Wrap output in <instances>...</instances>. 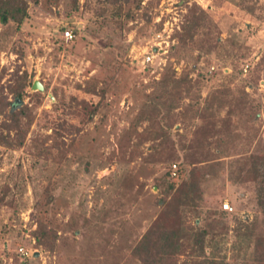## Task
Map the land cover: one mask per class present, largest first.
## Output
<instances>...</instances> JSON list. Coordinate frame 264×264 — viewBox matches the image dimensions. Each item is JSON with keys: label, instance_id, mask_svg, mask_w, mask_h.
Segmentation results:
<instances>
[{"label": "rangeland", "instance_id": "obj_1", "mask_svg": "<svg viewBox=\"0 0 264 264\" xmlns=\"http://www.w3.org/2000/svg\"><path fill=\"white\" fill-rule=\"evenodd\" d=\"M27 1L37 13L32 24L23 27V32L30 34L25 36L30 42L25 46L26 61L13 52L15 39L6 38L0 24V74L4 68L9 69L2 83L6 84L18 66H22L23 70L35 71V82L42 84L44 80L50 88L43 105L35 111L39 122L33 124L25 145L16 151H6L0 143V191L5 183L14 186L20 178V161L27 159L23 171L25 178L29 177L26 193L20 198L16 196L20 215L14 218V212L7 206L0 211V235L10 224L13 229L0 239V264H143L133 256L132 250L166 205L163 189L155 183L168 167L155 160L154 154L161 149L153 146L158 143L139 141L138 145L126 138V132L141 106L151 100L150 95L163 73L176 68L180 77L189 66H194L190 57L179 59L184 54L201 56L198 71L204 67L206 58L211 61L208 70L212 80L202 83L201 113L196 119L189 115L187 127L176 126L180 132L188 133L185 142L189 148L186 153L177 152L174 160L186 162L188 178L196 166L209 176L200 179L202 205L224 209L228 203L243 219L254 220L255 186L250 181H236L234 175H238L237 165L246 164L251 154L264 146V0H157L151 24L142 17L145 8L138 10L137 3L131 0L126 8L132 9L136 16L124 23L123 28L112 23H96L99 19L96 11L103 6L110 10L108 4L102 6L97 0H81L82 5L87 2L88 6L84 7V13L78 14H69L63 3L57 6L51 0H42L37 6L33 0ZM152 1L145 0L143 7ZM195 5L203 9L214 5L225 12L220 23L221 38L232 37L243 45L226 64L214 54L204 55L208 54L205 53L208 42H201L199 49H195L183 46L176 37L185 32V16ZM66 30L74 31L75 42L65 43L62 37ZM111 48L116 49L115 53L110 54ZM117 53H126L125 61L131 65H120ZM192 76L197 77L195 73ZM108 88L106 102L112 108L107 111L106 127L101 125L100 131L94 129L105 117L102 112L79 135L77 145L74 144L77 153L70 154L59 167L50 159L33 169L27 153L33 150L35 138L39 134L52 135V130L40 125L52 119V116L46 118L47 112L52 115L54 105L61 101L74 107H83L84 101L89 100L96 103L97 99L92 97ZM225 91L231 97L224 96ZM29 93H35L33 87ZM196 99L198 94L193 92L190 100ZM29 101L27 97L23 104ZM194 108L192 115L198 107ZM3 121L4 117L0 116V124ZM2 134L6 135L7 130L0 129ZM71 138L67 136V142ZM53 142L52 139L47 146ZM87 151H91L90 156L82 154ZM52 152L57 154L56 149ZM46 168L50 171L46 172ZM31 176L36 180L32 181ZM47 187L54 196L51 205L46 204V194L36 195ZM16 192L13 190V194L20 196ZM40 211H49L54 226L59 229L61 239L55 254L36 249L30 235L37 229ZM16 239L24 241V245L16 247ZM20 248L29 251L30 256H19ZM230 248L228 244L224 253L230 254ZM10 253L17 255L9 257Z\"/></svg>", "mask_w": 264, "mask_h": 264}, {"label": "trees", "instance_id": "obj_2", "mask_svg": "<svg viewBox=\"0 0 264 264\" xmlns=\"http://www.w3.org/2000/svg\"><path fill=\"white\" fill-rule=\"evenodd\" d=\"M33 1L38 6L42 0ZM51 1L57 6L63 3L69 14H78L84 10V7L88 6L87 2L82 5L81 0ZM97 1L102 6L108 4L110 10L103 6L96 11L95 14L99 17L96 23L98 21L102 24L112 23L123 28L124 23L135 19V12L126 8L131 0ZM144 1L134 0L138 10L145 8L142 17L151 24L153 22L152 11L157 0H151L152 2L147 7H143ZM48 3L50 4V2ZM36 13L35 8H31L27 0H0V24L4 29V35L8 39H15L12 46L13 52L18 55L19 59L25 61L27 59L25 46H28L30 42L25 37L29 33L26 35L23 32V27L27 23L32 24ZM224 16L225 12L219 11L214 5H210L208 9L195 5L190 8L185 16L186 20L183 24L185 32L178 33L176 37L182 40L183 46H191L195 49H199L201 42L210 43V45L207 43L208 51L205 52L208 54L204 55L214 54L219 61L226 64L234 58L243 45L232 37L228 40L221 38L220 23ZM110 29L114 31L112 28ZM202 31L203 34L200 33L199 35L198 33ZM19 35L21 36L18 37ZM198 36L199 38H196ZM197 44L199 45L197 46ZM208 46L210 47L208 48ZM115 50V48H111L110 54L115 53ZM125 55L126 53H117L116 58L120 65L130 66L131 64L125 61ZM186 57L194 60V66H189L185 74L180 77H177L176 68H169L166 73H163L162 79L157 82L153 94L150 95L151 98L148 97L151 100L146 101L141 106L140 113L126 132V138L130 141H136L138 145L139 141L158 143V145L153 144L155 145L154 148L161 149L157 154H154L157 157L155 160L162 161L168 167L167 172L158 177L155 183V186L163 189L162 199L166 205L160 212L158 219L152 223L133 248L132 254L143 264H264V146L251 154L246 164L237 165L238 175H234L236 181H250L255 186L254 196L257 201L255 210L257 212H255V218L251 222L243 219L238 212H233L235 208L233 211H227L223 209V206L218 209H211L202 205L203 196L200 179L204 176L207 179L209 176L196 166L188 178V169L185 168L186 162L183 163L179 158L174 160L177 152L181 150L186 153L189 148L185 142V136L188 133L180 132L176 126L185 124L183 125L184 128L187 127L188 116L191 115L196 119L201 113L202 83L212 80L208 70L212 65L211 61L206 58L204 67L198 71L197 67H199L198 64L202 59L201 56L191 53V56L184 54L179 59L184 60ZM8 72L9 69L4 68L0 74V116L4 117L0 129L7 130L6 135L0 136V143L4 145L6 151L9 149L16 151L25 145L33 124L39 122L36 119L35 111L43 105L46 91L49 90L50 85L41 80L45 87L44 91L30 94L29 89L35 83V71L33 69L23 70L22 66H18L12 78L3 84L2 81ZM194 73L197 75L196 78L192 76ZM193 92L198 94V99L190 100L193 97ZM108 94L109 88L103 90L102 94L99 92L98 95L92 97L97 99L96 103L91 104L92 101L90 100L84 101L83 107H74L73 104H67L64 101L57 102L54 105L53 114L49 115L50 112H47L46 118L52 116V119L50 117L46 123H40L43 129L52 130V135L39 134L35 138L36 143L33 144V150H29L27 153V156L32 159L31 167L36 169L42 161L46 163L50 159L55 167L61 166L70 154L77 153L76 143L80 138L79 135L90 124L94 123L96 116L102 112H105V117L100 123L95 124L94 129L100 131L101 125L106 127L107 111L112 108V106L109 108L110 105L106 102ZM223 94L227 98L231 97L229 92L225 91ZM27 97H30V101L24 105ZM17 101L19 102L16 103ZM14 104L15 107H13ZM194 107L198 108L192 115L191 112L195 109ZM191 124V126L194 125L193 122ZM141 128H145L143 132L140 131ZM69 135L72 138L71 141L67 142ZM105 135H111V133H105ZM52 139L54 140L52 145L47 146V143ZM54 149L57 150V154H53ZM90 153L91 151H87V153L82 154L90 156ZM25 159L23 158V160ZM25 161L19 162L18 174H21L20 178H22H18L14 186L5 183L0 191V211L4 206H7L14 212V218L21 213L20 209H16L17 201H19L16 196L18 198L23 197L27 191L25 185H27L26 181L29 177L25 178L26 174L23 171ZM176 162H179V165H177V175L174 176L173 166L176 165ZM48 171L50 170L47 169L46 172ZM30 178L32 181L36 180L32 176ZM49 178L51 179V177ZM13 190H16V193H21L20 196L13 194ZM50 190L51 188L47 187L41 194H36L37 197L46 194L47 205L54 202V196ZM39 201H37L36 206ZM235 207L238 208V206ZM36 224L37 229L30 232L31 237L35 240V248L55 254L61 235L59 229L54 226L49 211H40L37 215ZM9 231L13 232L11 224L4 228L0 239H4ZM228 244H231L230 254L228 251L224 253ZM22 245H24V241L15 240L16 247ZM14 255L17 254H8L9 257ZM18 255L22 256L20 253ZM32 256L34 257V255Z\"/></svg>", "mask_w": 264, "mask_h": 264}, {"label": "built area", "instance_id": "obj_3", "mask_svg": "<svg viewBox=\"0 0 264 264\" xmlns=\"http://www.w3.org/2000/svg\"><path fill=\"white\" fill-rule=\"evenodd\" d=\"M75 39H76V35H75L73 30H66L64 32L63 40L65 41L66 44L72 43ZM173 168H174V174L173 175L176 176L177 175V173H176L177 165H174ZM224 209L227 211H233V208L228 203L224 205ZM19 253L25 258L30 256V252L27 251L25 248H20Z\"/></svg>", "mask_w": 264, "mask_h": 264}, {"label": "water", "instance_id": "obj_4", "mask_svg": "<svg viewBox=\"0 0 264 264\" xmlns=\"http://www.w3.org/2000/svg\"><path fill=\"white\" fill-rule=\"evenodd\" d=\"M33 90L35 92H41V91H44V86L39 82V81H36L33 85ZM19 101H17L16 103H18ZM39 256V253L36 254V257Z\"/></svg>", "mask_w": 264, "mask_h": 264}]
</instances>
